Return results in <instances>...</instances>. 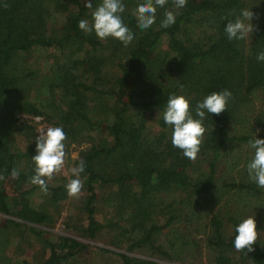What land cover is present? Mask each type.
Here are the masks:
<instances>
[{"label": "trees", "instance_id": "obj_1", "mask_svg": "<svg viewBox=\"0 0 264 264\" xmlns=\"http://www.w3.org/2000/svg\"><path fill=\"white\" fill-rule=\"evenodd\" d=\"M122 2L128 46L78 27L101 0H0V264H264V187L247 173L253 133L264 139V0H168L147 30L134 15L143 0ZM244 9L250 39L230 41L224 27ZM169 10L176 22L163 28ZM224 89L227 109L206 113L200 152L186 158L163 120L169 95L196 118ZM37 122L67 137L68 175L44 178L47 192L30 182ZM81 159L83 189L66 202ZM250 215L259 235L244 255L235 227Z\"/></svg>", "mask_w": 264, "mask_h": 264}, {"label": "clouds", "instance_id": "obj_2", "mask_svg": "<svg viewBox=\"0 0 264 264\" xmlns=\"http://www.w3.org/2000/svg\"><path fill=\"white\" fill-rule=\"evenodd\" d=\"M168 0H143L134 9L138 26L141 30H147L155 23L157 7H163ZM188 0H172L175 9L179 10L186 6ZM85 7L92 8L91 0H85ZM125 5L122 0H101V3L91 13L92 22L80 20L78 27L86 33L95 32L97 38L104 40L109 37L117 39L125 46H128L134 39V34L122 18ZM178 14L174 11H166L165 18L161 22V27L168 28L176 22ZM254 14L249 9L241 11L240 16L235 20H228L224 27L227 38L233 39L249 38L253 32L254 25L251 23ZM258 61H264V51H260L256 57ZM182 87V86H181ZM232 93L224 89L220 92H212L198 102L195 107V117L190 110L188 98L183 95L170 94L166 108L163 113V120L166 125L172 128V145L183 151V155L195 160L200 152L203 135L206 128L203 121L206 113L220 115L227 109V104ZM39 119V118H38ZM38 135L35 138L36 154L31 158L35 164V174L30 177V182L38 185L42 191L47 192V183L44 178L51 179L59 172L65 164L67 156V139L62 127H52L41 124L38 128ZM261 129H256L259 133ZM248 146L254 149L252 159L247 164V173L251 181L259 187H264V139L253 138ZM85 161L80 160L79 164L71 169L75 179H70L66 188L70 197H77L83 189V181L79 178L80 173L84 172ZM19 170L13 169L12 178H17ZM4 176L0 175V180ZM234 247L237 251L247 255L254 251L253 245L258 238V231L254 215L243 218L235 227ZM246 250V251H245Z\"/></svg>", "mask_w": 264, "mask_h": 264}, {"label": "rangeland", "instance_id": "obj_3", "mask_svg": "<svg viewBox=\"0 0 264 264\" xmlns=\"http://www.w3.org/2000/svg\"><path fill=\"white\" fill-rule=\"evenodd\" d=\"M41 124H43V125H47V126H51L49 123H45V122H37L36 123V131L38 130V128L41 126ZM53 127V126H52ZM37 133H38V131H37ZM72 146H73V144H72ZM80 148V147H79ZM77 152H78V148H75V149H71V151H70V157H72V158H76V156H77ZM69 168H70V165L69 166H67L66 164H64V166L62 167V169L58 172V173H61V174H65V175H68V170H69ZM69 199H75L74 197H68L66 200V202H68L69 201ZM72 202V201H71ZM68 205V204H67ZM67 206L66 205H63L62 206V208H61V210L59 211V214H58V216H57V219H56V221H55V226L53 227L54 228V230H56V231H60V232H62V227H63V225H64V218H65V216H66V214H67ZM97 243H101V242H97ZM42 247H38V248H36L35 249V251L37 252H39V253H41V251H43V248L41 249ZM92 251H94V250H96V249H91ZM29 249H27V252H26V255L28 256L29 255ZM37 252V253H38ZM168 264H187V263H182V262H178V261H166Z\"/></svg>", "mask_w": 264, "mask_h": 264}, {"label": "built area", "instance_id": "obj_4", "mask_svg": "<svg viewBox=\"0 0 264 264\" xmlns=\"http://www.w3.org/2000/svg\"><path fill=\"white\" fill-rule=\"evenodd\" d=\"M38 119V118H37Z\"/></svg>", "mask_w": 264, "mask_h": 264}]
</instances>
